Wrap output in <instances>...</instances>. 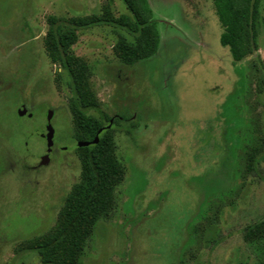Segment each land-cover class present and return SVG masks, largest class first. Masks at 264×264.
Masks as SVG:
<instances>
[{
	"label": "rangeland",
	"instance_id": "374dc122",
	"mask_svg": "<svg viewBox=\"0 0 264 264\" xmlns=\"http://www.w3.org/2000/svg\"><path fill=\"white\" fill-rule=\"evenodd\" d=\"M106 3L0 0V264H44L16 248L55 224L81 175L71 79L45 49L47 18L100 14ZM149 3L160 35L151 59L122 64L114 45L125 31L112 26L80 30L73 46L90 67L99 102L91 113L106 124L117 118L126 167L117 208L98 223L83 264H264V243L245 236L264 218V158L242 172L247 145L264 147V23L258 52L235 63L212 0ZM111 4L115 15L128 14L122 0ZM49 110L53 152L36 169Z\"/></svg>",
	"mask_w": 264,
	"mask_h": 264
},
{
	"label": "trees",
	"instance_id": "16d2710c",
	"mask_svg": "<svg viewBox=\"0 0 264 264\" xmlns=\"http://www.w3.org/2000/svg\"><path fill=\"white\" fill-rule=\"evenodd\" d=\"M112 1L106 0L100 14L47 18L49 28L45 49L51 61L61 65L71 79L70 87L74 95L68 108L73 118L74 137L92 143L77 148L80 179L66 195L55 224L44 233L24 239L16 248L17 253H37L44 264H83L98 223L113 215L117 208V191L126 179V167L118 156L114 134L113 124H116L117 118H110L109 124H106L91 113L99 102L92 88L90 67L84 58L75 54L73 46L79 40L80 30L112 26L125 31L117 33L118 40L114 45L116 57L122 64L134 66L156 55L160 35L149 0H122L128 14L120 16L114 14ZM212 1L223 29L221 44L230 49L233 61L239 63L255 55L264 23L261 12L263 0ZM255 65L258 66L257 63ZM257 89L259 93L264 92V77L259 80ZM97 136L99 142L93 143ZM263 153L264 147L259 140L247 145L243 176L258 169ZM213 227L209 226L204 231L216 233ZM245 232L250 242L264 243V218L249 226Z\"/></svg>",
	"mask_w": 264,
	"mask_h": 264
},
{
	"label": "water",
	"instance_id": "95a60500",
	"mask_svg": "<svg viewBox=\"0 0 264 264\" xmlns=\"http://www.w3.org/2000/svg\"><path fill=\"white\" fill-rule=\"evenodd\" d=\"M27 112V109L26 107H22V109H20L19 111V114L21 116L25 115ZM54 116V111L53 110H49L48 111V115H47V120H48V124H47V127H46V133H45V137L47 139V142H48V153L45 154L43 157H42V161H41V164H46L47 162H49L50 160V155L49 153L52 151V146H53V138H54V134H55V130L52 126V118ZM102 131V129L100 130V132ZM99 142V136H97L93 143H98ZM92 142H88V141H79L78 142V146L79 147H87L91 144Z\"/></svg>",
	"mask_w": 264,
	"mask_h": 264
},
{
	"label": "flooded vegetation",
	"instance_id": "af4514ba",
	"mask_svg": "<svg viewBox=\"0 0 264 264\" xmlns=\"http://www.w3.org/2000/svg\"><path fill=\"white\" fill-rule=\"evenodd\" d=\"M54 64H57V63H54ZM61 66V65H60ZM13 86H12V83H9V85H8V89H11ZM5 90H7V84L3 81V80H0V95L5 91ZM21 106L22 107H26L25 105H23V104H21ZM48 121V120H47ZM113 122V119H111V121H110V123H112ZM48 123V122H47ZM108 126H110V125H107V127ZM45 137V136H44ZM79 141H81V140H78V139H75L74 138V142L76 143V145L78 146V142ZM79 147V146H78ZM48 146L46 147V151H45V153H44V155L45 154H47L48 153ZM62 150H67V149H69V147L68 146H63L62 148H61ZM52 152H53V146H52V151L49 153V155L51 156V154H52ZM43 155V156H44ZM43 156H41L40 157V161H39V164L36 166V167H34V168H36V169H40V168H43L44 167V165H42L41 164V160H42V157ZM49 164V163H48ZM47 164V165H48Z\"/></svg>",
	"mask_w": 264,
	"mask_h": 264
}]
</instances>
